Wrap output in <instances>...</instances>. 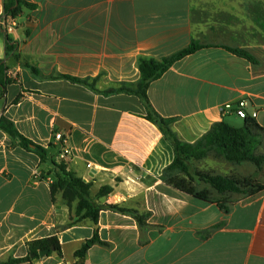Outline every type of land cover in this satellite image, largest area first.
<instances>
[{
    "label": "crops",
    "instance_id": "crops-1",
    "mask_svg": "<svg viewBox=\"0 0 264 264\" xmlns=\"http://www.w3.org/2000/svg\"><path fill=\"white\" fill-rule=\"evenodd\" d=\"M26 1L37 9L16 20L8 34L16 48L8 56L0 36V60L16 80L0 99V115L34 143L53 145L55 156L61 146L54 135H67L68 170L92 184L97 204L145 217L141 224L133 213L104 208L98 225H69L74 209L61 193L53 200L48 164L0 130V264L51 237L62 256L22 264H77L75 253L96 229L105 244L91 247L83 264H264V192L222 196L195 181L197 191L211 194L202 200L177 189L164 175L174 147L145 118L140 98L106 93L139 82V57L160 60L197 42L207 47L151 83L153 109L174 119L172 131L190 144L223 120L242 127L234 112L220 110L243 100L264 128V0ZM227 47L248 52L255 63ZM60 75L88 79L94 88ZM256 172L261 180L264 172ZM228 173L235 174L232 165ZM103 187L113 190L97 199Z\"/></svg>",
    "mask_w": 264,
    "mask_h": 264
},
{
    "label": "trees",
    "instance_id": "trees-1",
    "mask_svg": "<svg viewBox=\"0 0 264 264\" xmlns=\"http://www.w3.org/2000/svg\"><path fill=\"white\" fill-rule=\"evenodd\" d=\"M35 9H37V6L26 0H4V13L0 17V36L6 37L7 56L14 52L16 46L3 28L2 21L10 23L11 21L19 19L25 10L32 11ZM205 47L207 46L193 42L187 48L160 60L150 57H139L137 62L141 74L139 82L134 86L124 84L120 88L109 90L106 93L123 92L140 98L146 107L147 112L145 118L156 124L166 139H168L174 147V161L165 169L164 175L168 182L177 189L196 198L208 200L211 198V194L208 191H197L194 187L195 181H202L222 196L248 195L254 197L264 192V183L256 182L254 179L253 181H251V179L241 180L235 176H220L202 172H192L191 163L213 156L215 159L223 160L235 166L249 163L256 168L257 174L264 172V152H259L263 143L261 136L264 135V128L258 124L255 118L252 116L245 118L242 127H234L223 120L213 125L199 141L190 144L179 140L171 129V124L174 119L163 118L159 115L153 109L148 97V90L152 82L160 79L176 63L185 57L195 54ZM226 49L255 63V59L244 50L228 47ZM59 78L94 88V82L91 84L88 79H80L65 75H60ZM15 82L16 80L9 76L5 61L0 60V99L5 97L7 87ZM19 100L20 98H18L15 103H18ZM0 130L7 134L17 145L39 156L41 163L48 164L49 170L46 175L54 177L53 183L51 184L53 200H55L58 193H61L64 202L71 209H74L69 225L74 226L84 220H90L95 225H98L100 212L104 208L119 210L125 213H133L137 220L143 224L142 220L145 216H141L136 212L125 210L114 205L97 204L96 200L91 196L92 184L85 182L83 179L76 176L75 173L69 171L67 161H59L57 158L58 156L51 154L50 149L53 148V145L44 147L34 143L21 134L15 123L4 115H0ZM176 171L184 174L186 178L174 175ZM42 177H45L44 174H42ZM112 190L111 187H103L96 198L106 197ZM217 204L221 210L226 213L228 212L227 206L223 203L219 202ZM96 244H105L100 240L97 229L95 230L93 238L87 240L82 248L75 253L77 264L84 263L88 251ZM27 247L28 255L26 257L10 258L7 262L2 264H22L34 259H40L39 253L45 250H49L48 255L57 253L62 256L61 246L56 237L31 241L28 243ZM52 248H55V250L52 251Z\"/></svg>",
    "mask_w": 264,
    "mask_h": 264
},
{
    "label": "rangeland",
    "instance_id": "rangeland-1",
    "mask_svg": "<svg viewBox=\"0 0 264 264\" xmlns=\"http://www.w3.org/2000/svg\"><path fill=\"white\" fill-rule=\"evenodd\" d=\"M261 140L263 143H262V146L260 147L259 152H264V135L261 136ZM194 162H195L194 163L195 167L194 169H192V172L201 171L202 173H208L210 175H220V176H224L226 174L229 175L228 170L230 166L232 165L223 160L215 159L213 156H209L206 159H203L201 161H194ZM232 166L233 168H235V174L233 176L238 177L241 180L251 179V181H253L254 179L256 182H260V183L264 180V176L261 177V180H258V178H255V174H254L255 167L249 163L236 166V167L235 165H232ZM50 177L52 179V182L50 183L51 185L53 183L54 177L53 176H50Z\"/></svg>",
    "mask_w": 264,
    "mask_h": 264
},
{
    "label": "built area",
    "instance_id": "built-area-1",
    "mask_svg": "<svg viewBox=\"0 0 264 264\" xmlns=\"http://www.w3.org/2000/svg\"><path fill=\"white\" fill-rule=\"evenodd\" d=\"M2 26L6 30V32L9 34L15 31L17 27V23H16V20L11 21L10 23H5V21H2ZM247 106H248V102L246 100H243L239 102L237 106L232 105V104H225L224 106L221 107L220 111L223 116H226L229 113L234 112L238 118L243 119V120L247 118L248 116H252L253 118H256L257 113H253L252 115H250L247 112V109H246ZM68 139H69L68 136L61 132L56 133L54 135V141L61 146V151L57 157L59 161H68L69 159L71 151L68 145Z\"/></svg>",
    "mask_w": 264,
    "mask_h": 264
},
{
    "label": "water",
    "instance_id": "water-1",
    "mask_svg": "<svg viewBox=\"0 0 264 264\" xmlns=\"http://www.w3.org/2000/svg\"><path fill=\"white\" fill-rule=\"evenodd\" d=\"M51 250L54 251L55 248H52ZM48 253H49V250L41 251V252L39 253L40 258H43V257L47 256Z\"/></svg>",
    "mask_w": 264,
    "mask_h": 264
}]
</instances>
